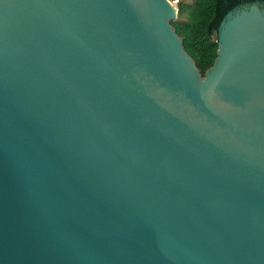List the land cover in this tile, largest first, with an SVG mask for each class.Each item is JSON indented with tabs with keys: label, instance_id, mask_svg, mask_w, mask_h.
Returning <instances> with one entry per match:
<instances>
[{
	"label": "water",
	"instance_id": "obj_1",
	"mask_svg": "<svg viewBox=\"0 0 264 264\" xmlns=\"http://www.w3.org/2000/svg\"><path fill=\"white\" fill-rule=\"evenodd\" d=\"M178 14L0 0V264H264V5Z\"/></svg>",
	"mask_w": 264,
	"mask_h": 264
},
{
	"label": "trees",
	"instance_id": "obj_2",
	"mask_svg": "<svg viewBox=\"0 0 264 264\" xmlns=\"http://www.w3.org/2000/svg\"><path fill=\"white\" fill-rule=\"evenodd\" d=\"M187 21L178 28L171 23L189 56L195 61L203 76L211 69L218 58L219 28L226 16L238 9L253 4L264 5V0H194ZM185 8L179 4V16Z\"/></svg>",
	"mask_w": 264,
	"mask_h": 264
},
{
	"label": "rangeland",
	"instance_id": "obj_3",
	"mask_svg": "<svg viewBox=\"0 0 264 264\" xmlns=\"http://www.w3.org/2000/svg\"><path fill=\"white\" fill-rule=\"evenodd\" d=\"M179 10V4H183L185 8L182 16H179L174 21V25L180 28L186 21L188 16L190 15L191 9L196 5L194 0H170Z\"/></svg>",
	"mask_w": 264,
	"mask_h": 264
}]
</instances>
